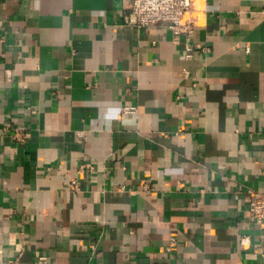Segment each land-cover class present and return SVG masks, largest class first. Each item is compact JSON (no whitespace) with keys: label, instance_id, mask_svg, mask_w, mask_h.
I'll return each mask as SVG.
<instances>
[{"label":"crops","instance_id":"obj_1","mask_svg":"<svg viewBox=\"0 0 264 264\" xmlns=\"http://www.w3.org/2000/svg\"><path fill=\"white\" fill-rule=\"evenodd\" d=\"M196 1L175 41L126 0H0L5 259L264 264V0Z\"/></svg>","mask_w":264,"mask_h":264},{"label":"built area","instance_id":"obj_2","mask_svg":"<svg viewBox=\"0 0 264 264\" xmlns=\"http://www.w3.org/2000/svg\"><path fill=\"white\" fill-rule=\"evenodd\" d=\"M200 10L196 0H126L124 24L144 28L158 23H167L173 39L178 41L183 33L188 37L193 35L198 25ZM136 110L133 106L124 107L125 113H135ZM16 131L18 134L19 130ZM94 168L93 163L83 162L78 165L77 171L88 174ZM71 185L75 190L80 186L76 178L71 180ZM245 192L248 196L249 213L264 227V190L248 187ZM40 260L45 261L46 257L43 256ZM0 264H16V261L5 259L0 249Z\"/></svg>","mask_w":264,"mask_h":264}]
</instances>
